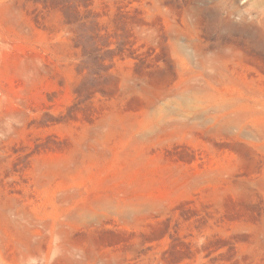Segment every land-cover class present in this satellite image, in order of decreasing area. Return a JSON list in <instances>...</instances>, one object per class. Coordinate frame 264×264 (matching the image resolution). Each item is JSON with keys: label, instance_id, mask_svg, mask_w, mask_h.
I'll use <instances>...</instances> for the list:
<instances>
[{"label": "rangeland", "instance_id": "obj_1", "mask_svg": "<svg viewBox=\"0 0 264 264\" xmlns=\"http://www.w3.org/2000/svg\"><path fill=\"white\" fill-rule=\"evenodd\" d=\"M0 264H264V0H0Z\"/></svg>", "mask_w": 264, "mask_h": 264}]
</instances>
